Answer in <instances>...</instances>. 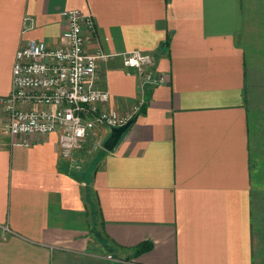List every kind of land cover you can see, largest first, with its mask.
<instances>
[{
	"label": "crops",
	"instance_id": "obj_1",
	"mask_svg": "<svg viewBox=\"0 0 264 264\" xmlns=\"http://www.w3.org/2000/svg\"><path fill=\"white\" fill-rule=\"evenodd\" d=\"M70 9L115 54L102 106L143 111L112 151L96 125L75 167L57 132L14 143L0 104V264H264V0H0V100L16 50L63 46ZM133 50L162 83L124 67Z\"/></svg>",
	"mask_w": 264,
	"mask_h": 264
},
{
	"label": "built area",
	"instance_id": "obj_2",
	"mask_svg": "<svg viewBox=\"0 0 264 264\" xmlns=\"http://www.w3.org/2000/svg\"><path fill=\"white\" fill-rule=\"evenodd\" d=\"M64 17L67 31L63 46L50 48L30 40L16 50L12 89L0 104L7 114L5 131L14 143L27 145L30 134L57 132L60 154L78 167L73 152L96 125L121 126L140 111L145 101L137 102L125 115L102 106L110 95L94 85L97 62L115 54L86 50L83 31L94 27L90 15L70 9ZM121 57L125 68L143 74V88L164 81V76L152 68L153 53L133 50Z\"/></svg>",
	"mask_w": 264,
	"mask_h": 264
},
{
	"label": "water",
	"instance_id": "obj_3",
	"mask_svg": "<svg viewBox=\"0 0 264 264\" xmlns=\"http://www.w3.org/2000/svg\"><path fill=\"white\" fill-rule=\"evenodd\" d=\"M134 122V118H130L123 125L117 127H110V132L108 137L104 140L102 146L106 151H112L123 133L130 127Z\"/></svg>",
	"mask_w": 264,
	"mask_h": 264
},
{
	"label": "trees",
	"instance_id": "obj_4",
	"mask_svg": "<svg viewBox=\"0 0 264 264\" xmlns=\"http://www.w3.org/2000/svg\"><path fill=\"white\" fill-rule=\"evenodd\" d=\"M142 109H143V106L141 107L140 112L143 111ZM140 112H139V113H140ZM143 247H145V246H143V245L139 246V247L137 248V251L139 252V251L143 250Z\"/></svg>",
	"mask_w": 264,
	"mask_h": 264
},
{
	"label": "rangeland",
	"instance_id": "obj_5",
	"mask_svg": "<svg viewBox=\"0 0 264 264\" xmlns=\"http://www.w3.org/2000/svg\"><path fill=\"white\" fill-rule=\"evenodd\" d=\"M96 149H99V150H101V147H100V145L99 144H97V146L94 148V144L92 145V148H91V150H96Z\"/></svg>",
	"mask_w": 264,
	"mask_h": 264
}]
</instances>
